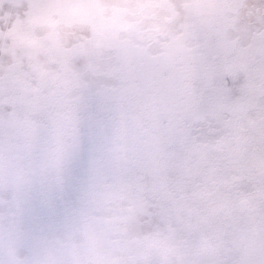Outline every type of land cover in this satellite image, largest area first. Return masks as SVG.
Listing matches in <instances>:
<instances>
[{
    "label": "snow or ice",
    "instance_id": "1",
    "mask_svg": "<svg viewBox=\"0 0 264 264\" xmlns=\"http://www.w3.org/2000/svg\"><path fill=\"white\" fill-rule=\"evenodd\" d=\"M0 264H264V0H0Z\"/></svg>",
    "mask_w": 264,
    "mask_h": 264
}]
</instances>
